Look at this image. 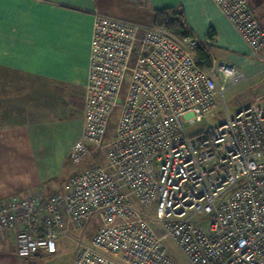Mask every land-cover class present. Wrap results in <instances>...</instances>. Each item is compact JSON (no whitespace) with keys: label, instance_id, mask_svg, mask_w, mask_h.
I'll list each match as a JSON object with an SVG mask.
<instances>
[{"label":"built area","instance_id":"1","mask_svg":"<svg viewBox=\"0 0 264 264\" xmlns=\"http://www.w3.org/2000/svg\"><path fill=\"white\" fill-rule=\"evenodd\" d=\"M212 1L264 74V27L249 0ZM202 44L96 13L84 128L69 155L87 166L64 192L0 198V245L13 239L29 262L96 217L74 264H264V81L231 117L225 92L252 77L207 64ZM219 105L225 119L203 126Z\"/></svg>","mask_w":264,"mask_h":264},{"label":"crops","instance_id":"2","mask_svg":"<svg viewBox=\"0 0 264 264\" xmlns=\"http://www.w3.org/2000/svg\"><path fill=\"white\" fill-rule=\"evenodd\" d=\"M253 9L264 20V0ZM169 10L211 59L237 65L250 82L259 78L254 85L264 81L263 63L212 0H0V198L27 197L44 185L65 191L69 180L64 187L54 181L84 128L95 14L156 25ZM63 136L66 146L49 167L47 145Z\"/></svg>","mask_w":264,"mask_h":264},{"label":"rangeland","instance_id":"3","mask_svg":"<svg viewBox=\"0 0 264 264\" xmlns=\"http://www.w3.org/2000/svg\"><path fill=\"white\" fill-rule=\"evenodd\" d=\"M256 1L257 0H249L253 8ZM255 14L258 19L263 18V14L258 12L257 10H255ZM258 80L259 78H255L251 82L247 81L241 85L229 88L225 92L224 98L227 105V112L231 117L235 116L241 107L245 106L246 104L253 103L255 93L252 90L259 85H254ZM217 102H220V98L217 99ZM224 119L225 108L222 105H219L218 108L214 112H212L202 124L203 126H208L209 124H217L222 122ZM61 139L62 141H55L53 143L49 141L50 145H47L48 149L45 153L48 157L46 163L49 167L54 166V162H56L57 160L56 155H58V153L60 152V147L66 146L65 143L68 137L63 136L61 137ZM84 165L85 164L76 166L71 162L69 157H65L62 165V173L57 176L58 181H54V183L56 185L62 183V186L64 187L65 183L71 176V172L75 169L82 170L84 168ZM99 227L100 221L95 217L88 223L87 228L84 231H73L70 237L62 238L58 243L57 252L48 253L46 251H42L38 256H35L33 259L26 263L23 259L18 258L16 253L14 252L13 247L9 243H6L0 247V264H74L79 250V243H88L93 233ZM165 245L171 250L172 254L178 256L180 262H185V259L180 254L177 246L172 240H166ZM4 249H6V251Z\"/></svg>","mask_w":264,"mask_h":264},{"label":"trees","instance_id":"4","mask_svg":"<svg viewBox=\"0 0 264 264\" xmlns=\"http://www.w3.org/2000/svg\"><path fill=\"white\" fill-rule=\"evenodd\" d=\"M176 12L177 11H175V10L174 11H170L169 10V11L159 12L157 14L156 25H158V26H168L170 29L176 31L179 35H189V33L186 30V25H185V22L183 20V17L181 15L177 14ZM259 20H260L262 26L264 27L263 18H259ZM197 54L207 64H211L212 59H211L210 53H209V51H208V49L206 48L205 45H203V44L200 45L199 49L197 50ZM10 242L13 243V249H14V252L16 253V255H17L15 241L13 239L7 241V243H9V244H10ZM4 250H6V249H4Z\"/></svg>","mask_w":264,"mask_h":264}]
</instances>
